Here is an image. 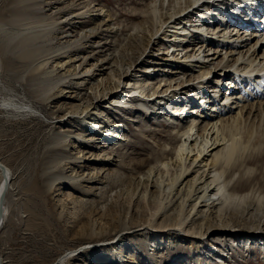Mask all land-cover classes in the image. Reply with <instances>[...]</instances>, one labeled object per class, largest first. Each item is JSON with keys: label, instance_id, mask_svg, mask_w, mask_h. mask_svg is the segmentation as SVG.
Here are the masks:
<instances>
[{"label": "bare ground", "instance_id": "bare-ground-1", "mask_svg": "<svg viewBox=\"0 0 264 264\" xmlns=\"http://www.w3.org/2000/svg\"><path fill=\"white\" fill-rule=\"evenodd\" d=\"M44 2L41 1L40 7ZM57 2L64 5L59 0ZM78 2L72 0L65 7L62 6L67 12H71L70 15L66 14L67 16L50 19L52 20L50 24L34 26V23L30 22H24L22 25L20 23L21 26L15 29L16 32L9 41L12 42L19 38L15 45V49L18 50L30 47L33 41L36 42V39H40L44 32L49 34L53 32L55 35L62 32V35L73 33L75 34L73 38H76L75 46L68 48L62 54L73 52L74 49L83 53L86 51V47L91 48L92 45H88V43L93 41V38L103 35L104 27L109 28L110 20L106 22L104 19L107 12L104 4V6L93 5L90 2L80 8L82 3L78 4ZM250 2L253 0H152L149 5L139 9V13H137L138 9H133L132 14L125 16L132 21L129 28L128 26L122 28V34L130 33L129 37H126V44L111 53L110 60L108 54L104 58L98 57L100 61L97 59L96 61L104 63L103 65L98 66L99 64L96 63L83 72L82 77H85L86 74L92 72V68L100 67L101 70L98 68V71L102 72L100 73L101 81H99L100 79L93 81V78L90 81L91 78H86L76 83L83 86L86 81L90 82L86 85L92 84L90 89L95 92V97L92 99L97 103L93 106L94 103L87 102L88 106L85 107H83V102L80 105H72L69 112L65 116H60L58 121L68 123V120L71 119L70 122L78 123L84 135L86 133L87 135L71 136L64 133L67 132L65 130L60 133L67 135L65 140L76 138L79 142L95 145L96 150L105 149L102 156L101 154H92L93 162L111 165L113 162L121 163L119 158L116 159L118 152L112 151V147L117 144V141H125L127 137H125L124 131L120 130L123 125L109 122L104 111L99 109L101 102L103 100L106 102L109 95L117 96L110 102L111 108H117L123 112L129 109L136 111L133 104L136 98H139L138 102L143 107L142 111L151 115L157 123L172 125H177L179 121H186V123L181 122L182 124L168 128L166 131L172 144H176V149L171 152L173 148L170 147L169 150L170 144H165L162 152L163 157L156 162L164 166V169L167 167V170L160 172L158 177L157 172L161 169L157 167L158 171L148 166L149 169L145 170L143 175L139 173L141 176L134 179L137 190L140 191L137 192L138 197L135 196L137 199L133 208H128L126 217L129 216V219L125 218L122 224L112 226L111 221L116 217L112 208L106 213H97L99 218L96 220L101 224L98 233L93 231L94 222L92 219L87 224L79 225L80 229L76 231L78 246L75 249L70 248L51 264H72L81 255L95 250L89 245L101 244L100 247L108 245L112 247L117 244L115 242L117 238L111 234L118 233L117 237H120L119 242H121L122 239L132 238L141 232V228L152 234L160 233L161 237L158 240L162 241L163 239L164 244L172 248L173 252L178 249L175 245L177 239H185V242L189 239L197 240L200 243L197 249L206 245L207 249L212 250L213 261L221 260L223 263L228 262L230 254L227 251H233L232 248L235 247L236 241L242 238L264 241V221L245 225L239 229L234 224L224 225L222 223L223 225L220 226L212 222H224L228 220V213L235 215L241 209L251 215L256 212L257 217L264 220V187L257 188L258 184L253 180L255 169L251 168L250 164L252 158H258L264 152V128H262L264 125V41L263 39H246L247 35L240 31L232 33V27L237 28V24L224 27L219 24V21L210 19L217 15L214 14L216 11L226 10L230 14L241 12ZM203 6L207 9H204ZM64 8L57 10L62 11ZM202 8L205 12L199 11ZM196 14L203 18L206 17L209 23L202 24L200 20L199 24H188L193 17H196ZM85 17L89 20L93 17L98 20V23H94L95 27L92 28V32L83 28L76 30L78 21ZM107 17H111V15H107ZM135 20L138 22L133 23ZM112 21L115 20L112 19ZM118 25L116 30L110 28L112 30L109 31L106 28V32L117 35L121 28V24ZM39 27L40 29L46 28V30L34 31ZM74 29L76 31H73ZM198 32L201 33L198 40L190 37L198 35ZM54 38L52 39L54 40ZM124 41L122 43H125ZM159 45L166 47L165 49H156ZM108 51L110 50L108 49ZM77 52L76 54H80ZM62 54L51 56V58L49 56L42 66L46 68L51 63V59L62 58L52 67L50 74H54L60 69L63 71L64 66H68L71 59L63 60L67 56L61 57ZM196 70H199L197 76L189 75L190 78L189 76L186 78V75ZM69 71L68 69L64 73H69ZM72 76L77 77L78 75L72 73ZM86 77H93V75ZM159 78L163 79L159 80ZM122 79H128L129 82L127 87L124 86L120 89ZM58 80L57 85L54 84V87L48 89L46 100L58 98L59 92L52 93L55 89L60 88L63 79ZM176 81H179L176 83V89L169 92L176 86V84L173 86ZM162 83L169 84L166 91L159 92L151 89L153 85ZM166 98L172 99V103H167L165 108H160L159 105L163 102L166 103ZM74 99L78 100L77 97ZM79 101L81 102L83 99ZM84 101L86 100L84 99ZM2 103L11 105L12 102L7 100ZM173 103L175 108L172 107L171 113H166L167 107H171ZM205 107L207 110L201 113ZM55 108L56 112L63 113L65 109H68L67 102L59 103ZM16 110L19 113H30L36 116L39 113L38 110L28 105L18 106ZM168 110H170L169 107ZM261 128L263 131L260 130ZM114 131L120 133L114 135ZM60 133L56 135L59 140H61ZM82 137L84 142L81 141ZM100 144H102L101 147L97 146ZM79 158L74 157V160L69 164H77ZM142 165L140 166L142 167ZM73 171L77 170L73 168ZM164 174L166 175L164 176ZM168 174H170L169 177H167ZM57 175L53 178H58ZM106 177L108 180L110 179L109 175ZM12 179L11 169L0 160V214H2L0 234L9 215L6 197L11 190ZM55 182L57 179L48 184L49 191L53 189ZM244 189L245 192H243ZM57 192H59L57 196L64 198L65 203L61 204L63 210H67L65 209L68 207H65L66 202L75 204L76 207L79 205L81 208L82 203L79 202V197L63 192L61 187L57 189ZM146 196H149L150 200H154L152 201L153 209L149 214H143L136 206L137 200L144 199ZM61 215L63 214L61 213ZM163 237H167V239L165 238V240ZM227 238H231L228 244H226ZM158 246L161 247L160 244ZM229 247L230 249H228ZM111 249L114 250L115 247ZM112 262L113 260L101 257L96 263L112 264ZM5 263L4 257L0 253V264Z\"/></svg>", "mask_w": 264, "mask_h": 264}, {"label": "rangeland", "instance_id": "rangeland-1", "mask_svg": "<svg viewBox=\"0 0 264 264\" xmlns=\"http://www.w3.org/2000/svg\"><path fill=\"white\" fill-rule=\"evenodd\" d=\"M41 1H45L42 7H40ZM57 1L0 0V160L11 169L13 174L11 190L6 197L9 215L0 234V253L4 257L5 264H51L70 248L75 249L78 246L76 231L80 229L79 225L87 224L92 219L94 222L93 231L98 233L101 224L100 221H97L99 218L97 213H106L112 208L116 214V217L111 221L112 226L122 224L125 218L128 220L129 216L126 217L128 208H133L140 191L137 190L135 180L141 176L140 174H144L149 167H153L155 170H158L157 167L161 169V171L158 170L157 176L160 172L167 170V167L164 169V166L156 162L163 157L162 152L165 144H170L168 148L169 150L170 147L173 148L171 152L176 149V144H172L166 131H168V128L175 127L183 122L186 123V121H179L177 125L157 123L151 115L146 114L144 110L142 111L143 107L138 102L139 98H136L133 104L136 111L129 109L128 112H123L117 108H111L110 102L114 97H117L112 94L113 96L109 95L107 97L106 102L104 100L101 102V108L99 109L104 111V115L107 116L109 122L123 125L120 130L124 131L127 138L122 142L117 141L118 145L115 144L114 148L112 147V151L118 152L116 159L119 158L118 160L121 163L113 161L111 165L94 163L92 154H101L102 156L105 149L96 150L95 145L79 142L76 138L65 140L66 134L86 136L87 133L84 135L81 126L74 121L70 122L71 119L68 120V123L58 122L60 116H65L72 105L84 103L83 107H85L88 106L87 102L94 103L93 106L97 103L96 100L92 99L95 97V92L90 89L92 84L86 85L90 82L86 81L83 86L76 83L86 78H91L90 81H92V78L93 81L94 79H100L99 81H101L100 73L102 72L98 71L100 67L92 68V72L82 77L84 70L96 63L99 64L98 66L103 65L104 63L96 61V59L99 60L98 57L104 58L108 54L110 60L112 58L111 53L126 44V37L128 38L130 33L125 32L122 34V28L125 26L129 28L132 22L126 18V15L133 12V9H138L137 13H139V9L149 5L152 0H75L82 3L79 6L80 8L91 2L93 5H105V10H107L104 19L106 22L110 20L109 28L104 27V31L102 30L103 35L93 38V41L88 43V45H92L90 49L86 47V51L83 53L74 49L73 52L69 51V53L62 54L68 48L75 46L76 38H73L75 34L69 33L63 34L65 35L63 36V32L56 35L53 32L51 34L44 32L41 34L40 39H36V42L33 41L30 47L16 50L15 45L19 38L12 42L9 39L16 32L15 29H18L24 22L41 26L50 24L52 22L50 19L70 15L71 12H67L64 7L72 0H59L64 5H60ZM60 8H64V11L57 10ZM107 15H111V17H107ZM112 19L115 21H112ZM192 19L194 20V17ZM210 19L214 20L213 17ZM136 22L138 21H133V23ZM94 23H98V20L94 17L91 20L85 17L78 21L76 30L83 28L88 32H92V28L95 27ZM118 24H121V28L117 35L116 33L106 32V28L109 31L112 30L110 28L116 30ZM42 30L44 31L46 28L40 29L39 27L34 31ZM66 36L68 37L66 38ZM123 41L125 43H122ZM165 47V45H159L156 49H165ZM81 48L79 49L82 50ZM108 49L110 51L107 52ZM100 51L102 53H99ZM76 52L80 54H76ZM60 54H62L61 57L67 56L63 60L69 61L71 59V61L68 66H64L63 71L60 69L54 74H50L52 67L62 58L51 59V63L46 66L47 69L42 64L49 56L51 58V56ZM109 65L106 66L111 67ZM68 69L71 71H69L70 74L64 73ZM198 72L199 70L189 73L186 78L189 75L197 76ZM72 73H77L78 76H72ZM92 75L93 77H86ZM58 79H63L60 88L52 92H59L58 98L46 100L48 89L57 85ZM161 79L163 78H159V80ZM157 81L155 83H158ZM128 82V79H122L120 89L124 86L127 87ZM177 82L179 81L174 82L173 86ZM167 85L169 84H155L151 89L159 92L163 90L164 92L169 88ZM176 87L177 84L169 92L174 88L176 89ZM72 97H77L78 100ZM81 99L83 101L80 102ZM7 100L12 102L11 105L2 103ZM171 101L172 99L166 98V103L163 102L159 105L160 108H165V104L172 103ZM62 102H67L68 109H65L63 113H58L55 106ZM21 105L35 108L39 111L38 115L19 113L16 107ZM207 106H210V104H207ZM168 107L170 110H168ZM168 107L166 113H171L172 107L175 108V105L173 103L171 107ZM262 128H264V125ZM262 128L261 131H263ZM64 130L67 131L64 132L65 135L60 133ZM115 131L114 135L120 133H115ZM58 133L61 134L59 135L61 140L56 137ZM81 141L84 142L83 137ZM97 146L101 147L102 144ZM74 157L80 158L77 164L70 165L69 162L74 160ZM252 163L250 162L251 168L255 169L254 183L259 185H257V188L264 187V152L258 158H252ZM73 168L77 171H73ZM55 175L58 178H53ZM108 175L110 176L109 180L106 177ZM169 176L170 174L167 175V177ZM55 179H57L59 185L55 182L53 189L49 191L48 184ZM59 187L63 189V192L72 193L74 197H79L81 200L79 202L82 203L81 208H79V205L76 207L75 204L66 202L65 207H68L65 209L68 211L63 210L61 204L65 201L63 197L57 196ZM243 192H245V189ZM137 201L138 205L136 204V206L143 214H149L153 209L154 204L152 201L154 200H150L149 196ZM255 213L253 212V215H251L241 209L237 213L238 215L228 213V220H223L225 223L212 222L220 226L228 223L234 224L239 229V227L245 225L264 221L261 217H257ZM250 215L255 218L252 219ZM258 218L261 220H256ZM141 229V232H138L132 238L122 239L121 242H119L120 237H117L118 233L111 234L117 238L115 240L117 244L112 247L109 245L100 247L101 244L89 245L90 248L95 250L81 255L72 264H97L98 258L101 257L113 260L112 264H264V241L260 239L242 238L236 241L235 247L232 248L233 251H227L231 258L229 257L227 263H223L221 260L218 262L213 261L212 250L207 249L208 247L206 248L205 244H202L205 246H201V249H197L200 245L197 240L189 239L185 242V239H177L175 245L178 249L173 252L172 248L164 244L163 239L162 241L158 240L161 237L160 233L156 235L149 233L147 230L143 231V228ZM163 238L167 239V237ZM230 239L227 238L226 244L229 243ZM113 247H115L114 250L111 249Z\"/></svg>", "mask_w": 264, "mask_h": 264}, {"label": "water", "instance_id": "water-1", "mask_svg": "<svg viewBox=\"0 0 264 264\" xmlns=\"http://www.w3.org/2000/svg\"><path fill=\"white\" fill-rule=\"evenodd\" d=\"M0 217H2V214H0Z\"/></svg>", "mask_w": 264, "mask_h": 264}]
</instances>
